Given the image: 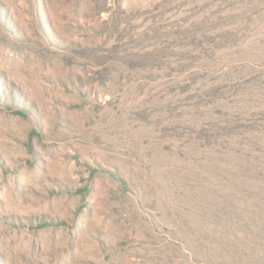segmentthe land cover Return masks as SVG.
Segmentation results:
<instances>
[{
    "label": "rangeland",
    "instance_id": "374dc122",
    "mask_svg": "<svg viewBox=\"0 0 264 264\" xmlns=\"http://www.w3.org/2000/svg\"><path fill=\"white\" fill-rule=\"evenodd\" d=\"M0 264H264V0H0Z\"/></svg>",
    "mask_w": 264,
    "mask_h": 264
}]
</instances>
